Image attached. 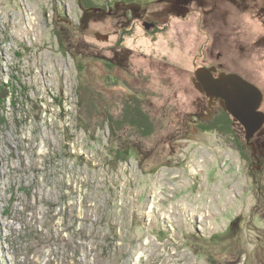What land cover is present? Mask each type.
<instances>
[{
    "label": "rangeland",
    "instance_id": "374dc122",
    "mask_svg": "<svg viewBox=\"0 0 264 264\" xmlns=\"http://www.w3.org/2000/svg\"><path fill=\"white\" fill-rule=\"evenodd\" d=\"M165 5L0 0V264H264V165L193 83L264 91V0Z\"/></svg>",
    "mask_w": 264,
    "mask_h": 264
},
{
    "label": "water",
    "instance_id": "95a60500",
    "mask_svg": "<svg viewBox=\"0 0 264 264\" xmlns=\"http://www.w3.org/2000/svg\"><path fill=\"white\" fill-rule=\"evenodd\" d=\"M208 72L210 68L207 67L196 70V86L203 90V83L210 97L222 98L225 109L243 124L246 139L253 148L255 158L259 160L256 145L251 139L264 123V112L260 110L263 100L261 89L237 73H222L213 78Z\"/></svg>",
    "mask_w": 264,
    "mask_h": 264
},
{
    "label": "flooded vegetation",
    "instance_id": "af4514ba",
    "mask_svg": "<svg viewBox=\"0 0 264 264\" xmlns=\"http://www.w3.org/2000/svg\"><path fill=\"white\" fill-rule=\"evenodd\" d=\"M158 3H165L166 5V12H171L174 9H177L179 7V5H184L183 8H180L181 12H184V9H186L185 7H187L190 3L192 4L193 0H157ZM198 2V4H203V2L205 0H195ZM179 11V10H178ZM154 13V12H153ZM171 16V15H170ZM144 26L146 28H154L153 31H157L158 28L162 29L163 27H161L158 23V21L152 19V20H143ZM200 28V27H198ZM203 54V53H202ZM203 57H205V55H202ZM218 58L221 57V54L217 55ZM210 57H205V59L207 60L205 63H203V65L199 66V67H207L210 68V72H208L207 74H209V76L213 77V78H217L219 77L222 73H237L240 74L243 78H245L246 80L254 83L255 85H257L263 94V100L260 106V110L264 112V108H262V105L264 103V91L263 89L260 87V85L258 84V82L251 80L245 72H241L239 70L236 69H227L225 68V62H218L216 60H211L209 59ZM198 67V68H199ZM193 83L194 86L196 87V89L201 93L202 97L204 99L207 100V108L203 112V114H197V116L201 117L202 120L209 122L210 124H231L233 126H237L240 127L241 130L244 132L245 134V130H244V126L243 124L237 120L228 110L225 109V107L222 105V98L221 97H210L206 91V88L204 87L203 83H201L203 90L199 89L196 84H195V77L193 78ZM252 141H254V143L256 144L257 149L264 148V123L261 127L260 130H258L255 135L253 136V138L251 139ZM258 165L259 167H262V165H264V158H262L261 156L259 157L258 160Z\"/></svg>",
    "mask_w": 264,
    "mask_h": 264
},
{
    "label": "trees",
    "instance_id": "16d2710c",
    "mask_svg": "<svg viewBox=\"0 0 264 264\" xmlns=\"http://www.w3.org/2000/svg\"><path fill=\"white\" fill-rule=\"evenodd\" d=\"M81 125H84L86 126V123L85 122H82ZM212 127L206 129V130H210V131H220L222 133H226L228 127H224L223 124H211Z\"/></svg>",
    "mask_w": 264,
    "mask_h": 264
},
{
    "label": "bare ground",
    "instance_id": "6f19581e",
    "mask_svg": "<svg viewBox=\"0 0 264 264\" xmlns=\"http://www.w3.org/2000/svg\"><path fill=\"white\" fill-rule=\"evenodd\" d=\"M230 39V38H229Z\"/></svg>",
    "mask_w": 264,
    "mask_h": 264
}]
</instances>
